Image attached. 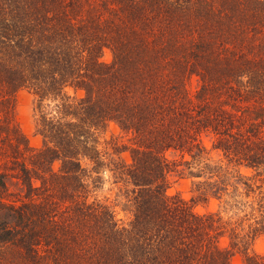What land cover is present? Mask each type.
Wrapping results in <instances>:
<instances>
[{
  "label": "trees",
  "instance_id": "trees-1",
  "mask_svg": "<svg viewBox=\"0 0 264 264\" xmlns=\"http://www.w3.org/2000/svg\"><path fill=\"white\" fill-rule=\"evenodd\" d=\"M260 236L264 0H0V264H264Z\"/></svg>",
  "mask_w": 264,
  "mask_h": 264
},
{
  "label": "rangeland",
  "instance_id": "rangeland-1",
  "mask_svg": "<svg viewBox=\"0 0 264 264\" xmlns=\"http://www.w3.org/2000/svg\"><path fill=\"white\" fill-rule=\"evenodd\" d=\"M103 61H110L112 59L111 52L107 49L103 54L102 58ZM14 117L15 121L19 125L21 132L25 134L28 139L30 146L32 147H39L42 145V137L37 135L35 132V112H34V96L33 94L27 89L19 90L14 98ZM119 127L115 123H111L109 125L107 131V137L109 138L112 134H119ZM128 153H125V156ZM14 187H10V190H14ZM116 193V188L114 185L106 181L105 185L101 190L98 192V196L100 198L110 197L111 200L114 199ZM168 194L171 196L180 195L185 199L189 200L193 193H192V179L190 178H180L175 180L170 188L168 189ZM215 204L212 202L208 206L203 204H198L195 207V210L199 213H204L208 209L214 208ZM118 217L122 219H127L125 212L122 211L120 206L115 207ZM251 251L258 254L264 253V236L258 237L252 247ZM243 254L238 252L232 258L230 264H242L243 263Z\"/></svg>",
  "mask_w": 264,
  "mask_h": 264
}]
</instances>
